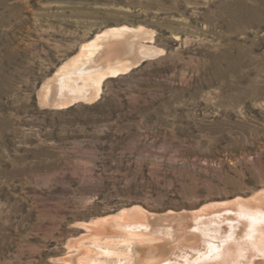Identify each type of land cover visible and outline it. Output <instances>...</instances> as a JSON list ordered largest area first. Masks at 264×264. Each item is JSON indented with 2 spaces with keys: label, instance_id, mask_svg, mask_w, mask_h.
I'll return each mask as SVG.
<instances>
[{
  "label": "rangeland",
  "instance_id": "obj_1",
  "mask_svg": "<svg viewBox=\"0 0 264 264\" xmlns=\"http://www.w3.org/2000/svg\"><path fill=\"white\" fill-rule=\"evenodd\" d=\"M124 25L144 59L59 105L81 78L58 69ZM263 188L264 0H0V264H61L123 208L185 219Z\"/></svg>",
  "mask_w": 264,
  "mask_h": 264
},
{
  "label": "bare ground",
  "instance_id": "obj_2",
  "mask_svg": "<svg viewBox=\"0 0 264 264\" xmlns=\"http://www.w3.org/2000/svg\"><path fill=\"white\" fill-rule=\"evenodd\" d=\"M145 34L150 38L151 33L143 28L124 25L84 43L78 54L58 69L82 81L78 79L81 84L75 87L69 75L63 77L70 92L58 104L97 98L106 79L131 71L144 54L138 59L127 55L135 39L125 40ZM141 48L146 45L141 44ZM95 59L99 66L75 71ZM158 216L159 220L168 217L173 221L165 235L154 231L152 219ZM85 228L92 240L80 243L61 264H264V188L246 198L202 205L190 218L182 219L172 212L158 215L132 206L93 220Z\"/></svg>",
  "mask_w": 264,
  "mask_h": 264
}]
</instances>
